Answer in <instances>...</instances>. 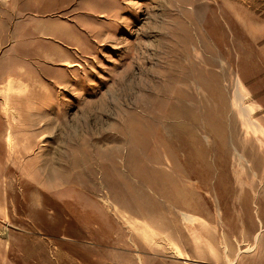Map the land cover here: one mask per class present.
Returning <instances> with one entry per match:
<instances>
[{"label":"rangeland","instance_id":"1","mask_svg":"<svg viewBox=\"0 0 264 264\" xmlns=\"http://www.w3.org/2000/svg\"><path fill=\"white\" fill-rule=\"evenodd\" d=\"M0 264H264V0H0Z\"/></svg>","mask_w":264,"mask_h":264},{"label":"bare ground","instance_id":"2","mask_svg":"<svg viewBox=\"0 0 264 264\" xmlns=\"http://www.w3.org/2000/svg\"><path fill=\"white\" fill-rule=\"evenodd\" d=\"M257 141H258V139H257ZM260 141V140H259ZM261 145V144H260Z\"/></svg>","mask_w":264,"mask_h":264}]
</instances>
